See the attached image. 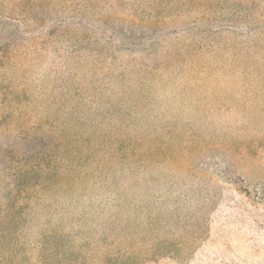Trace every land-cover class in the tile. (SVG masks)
I'll use <instances>...</instances> for the list:
<instances>
[{"label":"rangeland","instance_id":"rangeland-1","mask_svg":"<svg viewBox=\"0 0 264 264\" xmlns=\"http://www.w3.org/2000/svg\"><path fill=\"white\" fill-rule=\"evenodd\" d=\"M0 264H264V0H0Z\"/></svg>","mask_w":264,"mask_h":264}]
</instances>
